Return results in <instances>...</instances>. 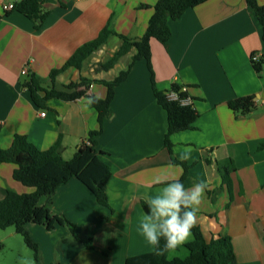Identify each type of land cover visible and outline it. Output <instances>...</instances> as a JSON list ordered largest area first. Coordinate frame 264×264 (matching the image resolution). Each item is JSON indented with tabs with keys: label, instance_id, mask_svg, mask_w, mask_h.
<instances>
[{
	"label": "crops",
	"instance_id": "0c3cea01",
	"mask_svg": "<svg viewBox=\"0 0 264 264\" xmlns=\"http://www.w3.org/2000/svg\"><path fill=\"white\" fill-rule=\"evenodd\" d=\"M18 1L0 0V148L10 149L16 135L41 151L59 140L68 160L89 133L100 128L88 96L105 99L107 88L93 83L86 96L50 99L48 108L41 109L24 89L21 70L28 64L49 88L51 71L62 68L78 48L110 25L116 34L84 61L82 69L58 75L55 89L71 93L67 86L81 78L114 80L131 64L136 49L109 71L94 69L113 57L122 45L120 36L139 39L145 34L159 0H41L48 16L40 29L23 14L5 10ZM258 3L264 5V0ZM169 26L166 46L151 39L153 74L146 60L133 65L116 87L112 116L104 120L96 139L97 149L104 152L100 157L112 172L109 207L97 203L73 178L57 189L52 210L77 225V237L63 226L48 231L26 225L44 264H126L129 257L153 252L139 224L147 213L145 197L163 186L154 179L171 182L184 175L183 166L172 157L191 166L185 188L201 181L207 185L196 223L205 239L229 236L232 264H264V64L258 74L251 62L253 54L264 59L261 23L245 0H209ZM153 75L159 90L173 84L186 88L198 113L193 129L170 137L172 156L165 147L167 113L155 98ZM246 96L253 97L255 105L249 114L229 107L230 101ZM186 152L189 158L180 159ZM226 159L236 167L230 189L218 173V162ZM15 168L12 163L0 165V200L8 188L20 194L32 191L13 179ZM45 202L41 198L39 205ZM89 239L93 248L84 245ZM192 240L193 234L183 244Z\"/></svg>",
	"mask_w": 264,
	"mask_h": 264
},
{
	"label": "trees",
	"instance_id": "16d2710c",
	"mask_svg": "<svg viewBox=\"0 0 264 264\" xmlns=\"http://www.w3.org/2000/svg\"><path fill=\"white\" fill-rule=\"evenodd\" d=\"M209 0H159L154 7V14L151 17L145 34L134 39L127 36H120L122 45L114 53L113 57L105 63H98L95 72L109 71L121 57L136 49L131 64L127 69L121 71L114 80H90L81 78L77 83H71L67 89L71 93L55 89V79L58 75L69 68L82 69L84 61L96 50L104 45L108 38L116 34L110 25L105 27L99 36L76 50V52L65 62L60 69H54L50 73L49 88L43 86V80L35 74L26 75L23 87L29 91L33 102L41 109L48 108L50 99L77 100L87 95L91 84L100 83L107 88L105 99L95 96H88L90 106L96 110L100 128L91 131L86 140L82 142L77 152L71 159L63 158V146L57 141L48 150L41 151L28 141L25 136L16 135L10 149L0 148V165L12 163L16 166L13 172V179L22 185L31 188L29 193H17L8 188L6 197L0 200V229L14 227L15 231L21 234L25 244L34 253V264H44L39 244L34 241L26 229L27 224H36L52 231L58 226L67 227L77 237V225L65 215L53 213V203L57 189L67 184L71 179L77 178L95 196L97 203L109 207L107 186L112 177L109 166L101 159L103 151L97 149V137L102 133V125L106 118L112 116L110 106L115 98L116 87L123 83L129 76L133 65L139 60H146L149 70L151 66V39H157L163 45H167L171 37L170 21L179 20L188 9L197 7ZM247 6L256 15L262 26V38L264 41V5L258 0H245ZM14 11H17L35 23L36 29H40L45 22L48 11L43 7L41 0H20L15 3ZM251 62L258 74H261L264 64L263 58H256L253 54ZM153 91L158 104L166 111L168 118V130L165 135V147L172 156V143L170 137L175 134L194 128L198 113L193 104L183 105L179 100H171L167 93L176 92L180 98L194 100L188 92H182L179 84H173L169 90L162 91L157 88L154 75L152 77ZM229 107L234 111H241L249 114L254 108L253 97L246 96L230 101ZM175 164L183 166L185 172L179 180L184 183L188 178L190 165L184 161H178L174 157ZM218 173L224 185L229 189L232 185L231 174L236 171L233 160L226 159L218 162ZM46 198L44 205H39V200ZM145 210L148 206L144 203ZM193 240L178 246L174 251L158 254L153 252L129 257L126 264H232L234 257L233 243L229 236L220 235L218 238L207 241L201 228L196 224L192 228ZM87 248H93L92 241H84ZM164 245L161 240V248ZM177 255L171 257V253ZM185 253V255H181ZM52 264H63L59 261Z\"/></svg>",
	"mask_w": 264,
	"mask_h": 264
},
{
	"label": "clouds",
	"instance_id": "9594fccd",
	"mask_svg": "<svg viewBox=\"0 0 264 264\" xmlns=\"http://www.w3.org/2000/svg\"><path fill=\"white\" fill-rule=\"evenodd\" d=\"M188 158L187 152L180 157ZM154 183L163 186L157 194L145 197L148 212L142 216L139 230L158 254L163 255L174 251L192 235L207 185L201 181L189 189L178 178L167 182L160 176ZM162 239L164 245L161 248Z\"/></svg>",
	"mask_w": 264,
	"mask_h": 264
},
{
	"label": "rangeland",
	"instance_id": "374dc122",
	"mask_svg": "<svg viewBox=\"0 0 264 264\" xmlns=\"http://www.w3.org/2000/svg\"><path fill=\"white\" fill-rule=\"evenodd\" d=\"M177 255L171 253V257ZM182 256L185 253L182 252ZM0 264H34V253L14 227L0 229Z\"/></svg>",
	"mask_w": 264,
	"mask_h": 264
},
{
	"label": "built area",
	"instance_id": "2783aa9c",
	"mask_svg": "<svg viewBox=\"0 0 264 264\" xmlns=\"http://www.w3.org/2000/svg\"><path fill=\"white\" fill-rule=\"evenodd\" d=\"M14 6H15V4H8L7 6H5L4 8H5V10H7V11H10V10H13L14 9ZM31 73V71H30V69H29V66H28V64L21 70V74L22 75H24V76H26V75H28V74H30ZM186 88H182V92H186ZM167 97L169 98V99H171V100H179L180 102H181V104H183V105H189V104H192V100L190 99V98H188V97H186V98H180L179 97V95H178V93H176V92H169V93H167ZM42 116H45L46 115V113L45 112H43L42 114H41Z\"/></svg>",
	"mask_w": 264,
	"mask_h": 264
}]
</instances>
